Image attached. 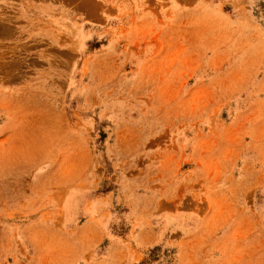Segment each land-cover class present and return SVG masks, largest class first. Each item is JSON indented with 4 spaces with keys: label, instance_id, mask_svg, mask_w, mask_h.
Segmentation results:
<instances>
[{
    "label": "rangeland",
    "instance_id": "rangeland-1",
    "mask_svg": "<svg viewBox=\"0 0 264 264\" xmlns=\"http://www.w3.org/2000/svg\"><path fill=\"white\" fill-rule=\"evenodd\" d=\"M0 264H264V0H0Z\"/></svg>",
    "mask_w": 264,
    "mask_h": 264
}]
</instances>
